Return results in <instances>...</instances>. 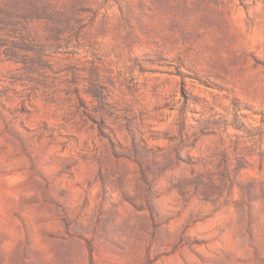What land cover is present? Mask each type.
<instances>
[{"label":"rangeland","instance_id":"1","mask_svg":"<svg viewBox=\"0 0 264 264\" xmlns=\"http://www.w3.org/2000/svg\"><path fill=\"white\" fill-rule=\"evenodd\" d=\"M0 264H264V0H0Z\"/></svg>","mask_w":264,"mask_h":264}]
</instances>
